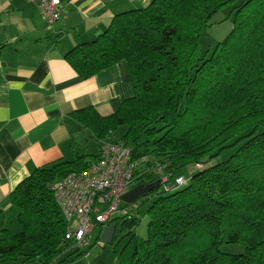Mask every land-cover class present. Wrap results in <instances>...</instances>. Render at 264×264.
I'll list each match as a JSON object with an SVG mask.
<instances>
[{
  "label": "trees",
  "instance_id": "16d2710c",
  "mask_svg": "<svg viewBox=\"0 0 264 264\" xmlns=\"http://www.w3.org/2000/svg\"><path fill=\"white\" fill-rule=\"evenodd\" d=\"M224 9L230 31L202 52L211 18ZM63 58L82 80L126 63L132 97L108 116L91 107L69 114L92 139L117 138L132 160L171 178L196 170L185 185L158 186L142 198L149 203L144 238L135 233L136 202L110 221L115 263L264 264V0H151L114 15ZM89 157L35 168L10 193L20 230H0V264L19 257L67 264L85 255L63 241L66 222L51 186L86 168ZM156 180L138 172L132 187Z\"/></svg>",
  "mask_w": 264,
  "mask_h": 264
},
{
  "label": "crops",
  "instance_id": "0c3cea01",
  "mask_svg": "<svg viewBox=\"0 0 264 264\" xmlns=\"http://www.w3.org/2000/svg\"><path fill=\"white\" fill-rule=\"evenodd\" d=\"M59 1L61 18L49 25L29 0H0V230L11 234L20 228L9 195L22 180L73 154H97L99 141L87 152L83 140L91 133L69 114L91 107L108 116L133 95L124 61L82 80L64 54L103 32L114 15L151 0ZM88 257L67 264H96Z\"/></svg>",
  "mask_w": 264,
  "mask_h": 264
},
{
  "label": "built area",
  "instance_id": "2783aa9c",
  "mask_svg": "<svg viewBox=\"0 0 264 264\" xmlns=\"http://www.w3.org/2000/svg\"><path fill=\"white\" fill-rule=\"evenodd\" d=\"M29 1L47 24L53 25L61 18L59 0ZM144 161L132 160L131 149L110 136L100 141L97 154L86 168L68 174L51 186L55 203L66 222L63 241L71 243V249L85 250L97 225L101 234L112 219L127 214L129 206L136 208L134 204L122 206L121 201L122 195L132 188L135 173L153 172L163 192L186 184L187 180L171 178L159 166L144 168Z\"/></svg>",
  "mask_w": 264,
  "mask_h": 264
},
{
  "label": "rangeland",
  "instance_id": "374dc122",
  "mask_svg": "<svg viewBox=\"0 0 264 264\" xmlns=\"http://www.w3.org/2000/svg\"><path fill=\"white\" fill-rule=\"evenodd\" d=\"M227 9L221 10L219 11L217 14H215L212 18H211V23L212 26L207 30V35L205 37H202L200 40V44H201V51L204 52L205 50H210L212 49L213 46H215V44L218 41H221L226 34L230 31L231 27H232V18H228L227 17ZM123 132V129H120L117 131L116 135H120V133ZM88 139V140H87ZM84 139V145L85 143H87V148L86 151L89 153L95 152V143L96 140L92 139V138H87ZM100 144V141L98 142V146ZM227 154V153H226ZM224 154V155H226ZM79 155V154H77ZM82 155V154H80ZM85 156V155H84ZM93 156V155H91ZM94 156L92 158H87V159H93ZM224 158V157H222ZM90 161V160H89ZM196 172V170H194L191 166H188L184 169H182L181 171H179V173L177 174L178 176L186 179L188 178V176L193 173ZM134 185V183H133ZM142 200L140 199L136 202L137 207V213H136V218L139 220V224L137 225L136 229H135V233L137 234V236L144 238L146 236V224H147V216L145 215L146 210H147V206L149 203H144L142 204ZM122 206H125V203L122 204ZM99 235V229H95L90 237L89 242L91 243V248H87L85 249V253L89 252V257L88 260L86 261H92V259L95 257L94 261L96 264H103V260L105 263L108 264H116L113 261V253H112V249H111V245H107L103 242H99L97 241V236ZM224 251L228 252V253H237V252H243V248L241 246H233V247H224L223 248ZM84 251V250H83ZM20 258V257H19ZM24 258V257H22ZM79 259H84L83 256H80L77 258ZM115 259V258H114ZM75 262V261H74ZM25 264H29V263H25Z\"/></svg>",
  "mask_w": 264,
  "mask_h": 264
},
{
  "label": "water",
  "instance_id": "95a60500",
  "mask_svg": "<svg viewBox=\"0 0 264 264\" xmlns=\"http://www.w3.org/2000/svg\"><path fill=\"white\" fill-rule=\"evenodd\" d=\"M158 186H159L158 180L148 185H143V184L136 185L122 195L121 201L127 205L134 204L135 202L142 199L144 196L149 194L153 189H155ZM114 231H115V227L113 225L106 226L100 234L101 242L107 245H111Z\"/></svg>",
  "mask_w": 264,
  "mask_h": 264
}]
</instances>
